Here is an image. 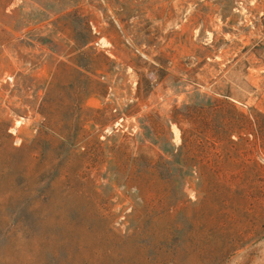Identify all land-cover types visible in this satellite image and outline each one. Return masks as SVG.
<instances>
[{
	"label": "rangeland",
	"instance_id": "1",
	"mask_svg": "<svg viewBox=\"0 0 264 264\" xmlns=\"http://www.w3.org/2000/svg\"><path fill=\"white\" fill-rule=\"evenodd\" d=\"M0 264H264V0H0Z\"/></svg>",
	"mask_w": 264,
	"mask_h": 264
}]
</instances>
